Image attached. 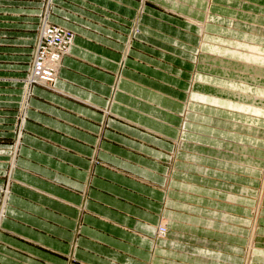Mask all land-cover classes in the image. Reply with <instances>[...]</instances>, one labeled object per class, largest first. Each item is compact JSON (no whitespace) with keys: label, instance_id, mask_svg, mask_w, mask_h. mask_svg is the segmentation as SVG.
<instances>
[{"label":"crops","instance_id":"obj_1","mask_svg":"<svg viewBox=\"0 0 264 264\" xmlns=\"http://www.w3.org/2000/svg\"><path fill=\"white\" fill-rule=\"evenodd\" d=\"M52 1L70 14L56 9L49 20L77 37L59 91L35 88L32 103L50 117L30 113L38 125L27 124L0 212V264H235L253 242L251 209L264 168V0H212L210 10L209 0ZM43 2L0 0V62L29 58ZM152 9L193 31L177 33L192 41L193 48L180 42L182 57L156 46L175 49L163 27L139 24L146 12L163 17ZM131 19L140 33L119 71ZM235 50L241 54L227 53ZM91 168L82 210L78 192L60 182L82 189ZM159 220L170 226L164 240ZM258 228L264 261V209Z\"/></svg>","mask_w":264,"mask_h":264},{"label":"rangeland","instance_id":"obj_2","mask_svg":"<svg viewBox=\"0 0 264 264\" xmlns=\"http://www.w3.org/2000/svg\"><path fill=\"white\" fill-rule=\"evenodd\" d=\"M73 1L74 0H72V2ZM67 2L65 4L71 3L69 1ZM43 3L44 5L42 6V13L38 17L39 18L38 28L35 31L37 40H36L32 53L29 55V58H26L22 61V59L18 57V60L17 58H14L13 61L0 62V133H7V134L12 133L13 135V138L11 139L6 138V137H0V212H2L5 199L9 192V187L14 180L12 170L17 169L19 167L17 164V161L21 156V151H22L23 141H24L23 138L26 135H30L29 132H31L29 131L27 124L31 123L34 125H38L36 124V122L32 121V120L34 121H37V120L34 119L30 113L37 112L38 114L41 113V115L44 114L50 117V115L44 113L43 111H38L37 106H35L32 103L34 99L36 100L38 99L35 93V88L43 89L46 91H53V90L59 91L56 85V82L59 80L60 69L63 67L65 58L70 54V50L73 47L75 43V39L77 37V34L72 28L62 26L58 22L49 20V16L54 15L53 13L54 10L62 9L65 12L67 10L59 5H56L52 0H44ZM209 4H210V7L207 8V10H210L212 8V4L214 3L212 0H209ZM152 10L157 11V14L163 15V17H160L158 15L155 16L152 13L146 12L144 14L145 16L144 20H142V22L139 24H141L143 27H152V28L158 27V26L163 27L164 31L158 30L160 35L165 37L168 42H174L170 44V46H173L175 49H170L166 45L156 44L158 48L165 49L166 50L165 53L171 54V56H176L177 58L182 57L180 56L181 55L180 52L179 54L177 53L178 51H180L179 50V47H181L180 42L186 43V45H189V47L193 48L191 45L192 43L191 40L185 41L184 39L179 37V35L177 34V33H182L183 30H186V31L188 30L186 25H183V23H186V21L184 22V20L183 21L179 20V18H174V17L172 18L170 15L168 16L164 14L163 12H160L159 9L157 10L152 9ZM67 12L69 13V11ZM211 14L215 15V12H211ZM218 15L220 16V14ZM149 18L150 19L152 18V20H155L154 24H149L146 21L147 19L149 20ZM209 19H210L208 22L209 24L211 21H214L212 17H210ZM131 20H132L131 24L130 23L128 24V22L126 23V22L120 21V24L122 26H124V23L127 24L125 27L127 28L128 32L126 36L127 39L124 40L125 42L124 48L122 46V49L123 50L125 49V50H124V54L121 56L123 60L121 61L119 71H121L122 67L124 66V58H126L128 55L127 53L130 47V42L134 40L140 33L138 30V21L136 19L135 20L131 19ZM201 24L205 25L206 19L204 22H201ZM167 30L171 32H166ZM188 31L189 33L191 32V34H194L192 30L191 31L188 30ZM141 39L142 41L148 44L151 43V42L144 40L143 38ZM159 42H162V40H159ZM184 50L190 53L188 54V56H192L195 54L193 50H190V49L188 50L184 49ZM232 52L236 54L237 52L239 53V50L229 51L227 53H232ZM243 56L246 57L245 55ZM187 59L186 61H190L189 58ZM18 61H21V62H18ZM260 63H264V62H260ZM174 71L176 73V70ZM195 71L196 69L193 70L194 73H196ZM212 78L210 79L213 80ZM210 79H208V81L215 82V81H211ZM193 83H195L194 75L192 78H190V82H189L191 90L194 89L195 84ZM114 89L116 91V87H114ZM195 92L197 93V91ZM57 96L62 98L61 95H57ZM106 100H107L108 105H110L112 98L109 97V98H106ZM192 101H193L194 106H197V105L206 106V103H199L198 100H197V103H195L196 100L191 99V102ZM52 102L53 103L49 104L48 106L56 110L65 111L69 114L74 113L75 115V111L72 107L67 106L58 101H52ZM98 112L100 114H105L104 112H106L109 115L108 111H105L104 109H101V108H99ZM53 115L54 116L51 117L52 120H58L59 118H61L59 116H56L55 114ZM106 119L107 118H103L102 123L98 124L100 128L99 134L97 132L93 133V137L97 138L98 141H100V139L102 138L104 134L103 132L105 131ZM61 122L62 124L67 125L66 122L64 121H61ZM94 124L96 123L94 122ZM97 134L99 137L97 136ZM97 150L98 149H95V156H96ZM97 165H99V161L96 160L94 157L92 160V167L93 166L95 167ZM261 170L263 171V173L261 171L262 186L260 188L259 195L255 196V200H254L255 202H254L253 208L251 209V216H250L251 219L254 220L253 242L249 240L247 246L244 245L243 252L238 254L237 256L238 259L235 262V264H264L263 257H262L263 251L259 250L260 241L256 239L255 237L256 231L259 229L258 228V218L261 216V211H263L264 209V206L262 203L263 194H264V168ZM93 173L94 171H92V168H91L86 178V182L84 183V187L79 190L74 189V187H70L69 185H65L62 182H60V186L62 189L72 191V192L74 190L75 192H78V194L82 198V207H81L82 210L84 209V203L87 199L88 192L90 188H92L91 177L93 176ZM168 186L169 185L167 184L157 185V187L161 189H165V190L170 189ZM80 218H79V222H80ZM165 225H166L165 222L161 223L159 220V223L156 226V229L158 231L157 233L158 239L164 240L163 238H165V236L166 238L168 237V234L166 233L169 232L170 226L167 224L165 227ZM79 227H80V223L78 224V226H76L74 230V236H73L74 240H76L77 237L79 236ZM69 257H70V254H69ZM68 264H69V258H68Z\"/></svg>","mask_w":264,"mask_h":264},{"label":"bare ground","instance_id":"obj_3","mask_svg":"<svg viewBox=\"0 0 264 264\" xmlns=\"http://www.w3.org/2000/svg\"><path fill=\"white\" fill-rule=\"evenodd\" d=\"M200 26H201V27H200L201 30L205 27V25H202L201 23H200ZM201 30H200V31H201ZM201 32H202V31H201ZM235 55H238V56H239L240 54L236 53ZM251 58L253 59V57H251ZM254 60H261V58H254ZM164 228H165V227H164ZM164 228H163V229H164ZM160 233H162V232H160Z\"/></svg>","mask_w":264,"mask_h":264},{"label":"built area","instance_id":"obj_4","mask_svg":"<svg viewBox=\"0 0 264 264\" xmlns=\"http://www.w3.org/2000/svg\"><path fill=\"white\" fill-rule=\"evenodd\" d=\"M39 67H41V66H39Z\"/></svg>","mask_w":264,"mask_h":264}]
</instances>
